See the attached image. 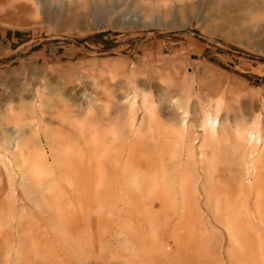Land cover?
I'll list each match as a JSON object with an SVG mask.
<instances>
[{
  "label": "rangeland",
  "instance_id": "1",
  "mask_svg": "<svg viewBox=\"0 0 264 264\" xmlns=\"http://www.w3.org/2000/svg\"><path fill=\"white\" fill-rule=\"evenodd\" d=\"M96 1L0 0V264H264V0Z\"/></svg>",
  "mask_w": 264,
  "mask_h": 264
},
{
  "label": "bare ground",
  "instance_id": "2",
  "mask_svg": "<svg viewBox=\"0 0 264 264\" xmlns=\"http://www.w3.org/2000/svg\"><path fill=\"white\" fill-rule=\"evenodd\" d=\"M104 0H97L96 1V4H100L101 5V3L103 2ZM113 1H117V4H120V2H121V0H113ZM131 1V0H130ZM161 1H163V0H161ZM127 2H129V0L127 1ZM165 2V1H164ZM126 3V2H125ZM95 4V5H96ZM119 6V5H118ZM161 10H162V12L165 14V13H167V10H168V8H167V4H163V6H162V8H161ZM149 13H150V11H149ZM149 13H147V15L149 14ZM145 15H146V13H145ZM135 22V21H134ZM142 104L144 105V108H145V110H147L148 108H149V106L147 105V103H148V101H147V96L146 95H143L142 96ZM133 102V101H132ZM129 106H131V104H128ZM129 106L127 107V110H130V108H129ZM181 107V106H180ZM26 110H29V106L27 107L26 106ZM123 109V108H122ZM126 109V108H125ZM181 109V108H180ZM182 110V109H181ZM184 110V109H183ZM119 112V111H118ZM117 112V113H118ZM128 112H126V114H127ZM208 113V112H207ZM25 115H27V116H25V117H23L24 119H22V121H26V120H32V111H30L29 110V115L28 114H25ZM121 115H122V113H121ZM120 115V116H121ZM181 115V114H180ZM183 115H184V113H183ZM207 115V114H206ZM109 116V115H108ZM103 117V116H102ZM126 117V115H124V118ZM1 118H2V115H1ZM104 119V118H103ZM129 119V118H128ZM207 119H209V118H207ZM63 120V119H62ZM110 119L108 118V121H109ZM113 120V119H112ZM5 121V120H4ZM102 121H104V120H102ZM107 121V120H106ZM111 121V120H110ZM209 121V120H208ZM8 123V122H7ZM105 123V122H104ZM125 124H126V122H125ZM218 125V121H214V122H212L211 123V129H214L215 128V126H217ZM93 126V125H92ZM124 126V125H123ZM19 127V126H18ZM94 127V126H93ZM137 127V126H136ZM135 127V129H137ZM206 127V126H205ZM126 128V127H125ZM127 129V128H126ZM133 126L132 125H130L129 126V130H127V131H123V132H121L120 134H121V136H126V135H129L130 133L133 135L135 132L133 131ZM203 129V128H202ZM94 130H95V127H94ZM101 130V129H100ZM110 130V129H109ZM125 130V129H124ZM216 130V129H215ZM33 131V130H32ZM36 131V130H35ZM44 132V138H46V140H47V149H48V151H44L45 149L43 148V147H41L40 148V153H38V155H35V157L37 158V160L38 161H40V160H42L44 157H45V155H46V153H50V155L52 156V159L54 160V158H56V156H57V154H55L56 153V147H55V144H54V142H53V139H52V135H51V132L50 131H48V130H43ZM136 131V130H135ZM252 131V130H251ZM37 132V131H36ZM95 132V131H94ZM109 132V131H108ZM204 133H205V131H203ZM250 132V131H249ZM43 133H42V135H43ZM92 133H93V131H92ZM111 134H113V135H118L117 133H118V131H116V130H114L113 129V131H111L110 132ZM166 133H168L171 137H174V139H177V141L179 142V143H184L185 141H186V138H189V136H188V133H189V130H188V124H187V122H186V120H185V118L184 117H182V116H180V118H178V120H177V122H175V124H172V125H169V126H167L166 127ZM195 133V132H194ZM211 133H212V131H211ZM190 134V133H189ZM199 134V133H198ZM217 134V133H216ZM246 134V133H245ZM36 135H37V133H36ZM135 135V134H134ZM218 135V134H217ZM188 136V137H187ZM205 136V135H204ZM211 136H212V134H211ZM249 136H250V138H252V134H249ZM30 137H31V135H30ZM92 137V136H91ZM95 137V136H94ZM218 137V136H217ZM240 137V136H239ZM242 137V136H241ZM219 138V137H218ZM261 138H263V137H261ZM23 136L21 137V135H18L16 138H13V137H11V135H9L8 133H4L3 134V138L1 139L2 141H1V143H0V155H4L3 153H4V151H7L8 149H11V148H14L15 149V151H13L12 152V155L15 157H17L18 156V158L19 157H21V155L22 154H25V153H30L29 151H25V146H23L22 144L24 143L23 142ZM31 139H34V138H31ZM173 139V140H174ZM204 139V138H203ZM213 139V138H212ZM211 139V140H212ZM241 139V138H240ZM45 140V141H46ZM263 140H264V138H263ZM25 141V140H24ZM246 141V140H245ZM251 141V140H250ZM23 142V143H22ZM188 142H190V141H188ZM215 142V141H214ZM32 143H35V142H32ZM39 143V142H38ZM187 143V142H186ZM206 143V142H205ZM210 144H212L211 142H210ZM35 145V144H34ZM13 146V147H12ZM28 146V145H27ZM31 146V145H30ZM36 146V145H35ZM204 146V145H203ZM206 146V145H205ZM209 146V145H208ZM185 147H186V145H185ZM193 147V146H192ZM58 148H59V146H58ZM202 148V147H201ZM95 149V148H94ZM110 149V148H109ZM260 149V148H259ZM65 152V151H64ZM257 153V152H256ZM36 154V153H35ZM24 157H26V155L24 156ZM17 159V158H16ZM15 159V160H16ZM27 159H28V157H27ZM58 159V158H57ZM57 159H55L56 161H57ZM18 160V159H17ZM20 160V159H19ZM18 160V161H19ZM36 160V159H35ZM60 160V159H59ZM59 160H58V163H59ZM68 160V159H67ZM248 160V159H247ZM1 161V160H0ZM17 161V162H18ZM69 161V160H68ZM190 160H188V162H189ZM192 161V160H191ZM261 161V160H260ZM36 162V161H35ZM63 162V161H62ZM65 162V161H64ZM63 162V163H64ZM67 162V161H66ZM103 162V161H102ZM193 162V161H192ZM191 162V163H192ZM251 162V161H250ZM20 163V165L23 167V165L21 164V162H19ZM62 163V164H63ZM101 163V162H100ZM104 163V162H103ZM186 163V165H188V163L187 162H185ZM36 164H37V162H36ZM65 165L67 164V163H64ZM240 164V163H239ZM5 165V167H7V164H4ZM57 165V164H56ZM68 165V164H67ZM18 166H19V164H18ZM17 166V167H18ZM21 166H19V167H21ZM185 166V165H184ZM31 168V167H30ZM59 168V167H58ZM69 168V167H68ZM93 168H94V166H93ZM188 168H189V166H188ZM249 168V167H248ZM49 169V168H48ZM62 169V168H61ZM192 169V168H191ZM243 169V168H242ZM39 170V169H38ZM190 170V169H189ZM248 170V169H247ZM246 170V171H247ZM249 170H250V168H249ZM10 171V170H9ZM8 171V172H9ZM19 171V170H18ZM20 172V171H19ZM31 173V172H30ZM245 173V172H244ZM247 173H249V172H247ZM33 174H34V170H33ZM49 174H50V171H49ZM24 175H26V174H24ZM35 175V174H34ZM247 175H249V174H247ZM23 176V175H22ZM243 176V175H242ZM40 177V176H39ZM33 179H34V176H33ZM26 180V179H25ZM30 180H32V177H31V179ZM250 181V180H249ZM33 182V181H32ZM254 183V182H253ZM32 185H33V183H32ZM256 185V184H255ZM34 186H35V184H34ZM36 187V186H35ZM48 187V186H47ZM49 188V187H48ZM47 188V189H48ZM40 189V188H39ZM44 189V188H43ZM36 191V190H35ZM38 192V191H37ZM40 192V191H39ZM204 192V191H203ZM38 194H40V193H38ZM44 195V194H43ZM42 195V196H43ZM40 196V195H39ZM182 200V199H181ZM176 202V201H175ZM253 202V201H252ZM260 209V208H259ZM23 210H25V209H23ZM19 215H21V214H19ZM264 217V216H263ZM230 236V235H229ZM230 238H231V236H230Z\"/></svg>",
  "mask_w": 264,
  "mask_h": 264
},
{
  "label": "trees",
  "instance_id": "3",
  "mask_svg": "<svg viewBox=\"0 0 264 264\" xmlns=\"http://www.w3.org/2000/svg\"><path fill=\"white\" fill-rule=\"evenodd\" d=\"M102 36H103V34H98V35H97V37H102Z\"/></svg>",
  "mask_w": 264,
  "mask_h": 264
}]
</instances>
